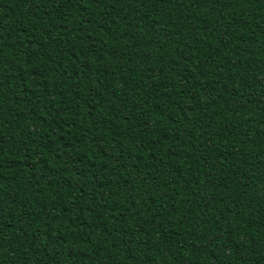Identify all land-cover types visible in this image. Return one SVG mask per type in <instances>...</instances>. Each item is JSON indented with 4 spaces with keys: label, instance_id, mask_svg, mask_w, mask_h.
<instances>
[{
    "label": "trees",
    "instance_id": "16d2710c",
    "mask_svg": "<svg viewBox=\"0 0 264 264\" xmlns=\"http://www.w3.org/2000/svg\"><path fill=\"white\" fill-rule=\"evenodd\" d=\"M0 264H264V0H0Z\"/></svg>",
    "mask_w": 264,
    "mask_h": 264
}]
</instances>
